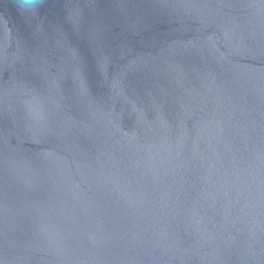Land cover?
Listing matches in <instances>:
<instances>
[{
	"label": "water",
	"instance_id": "95a60500",
	"mask_svg": "<svg viewBox=\"0 0 264 264\" xmlns=\"http://www.w3.org/2000/svg\"><path fill=\"white\" fill-rule=\"evenodd\" d=\"M0 264H264V0H0Z\"/></svg>",
	"mask_w": 264,
	"mask_h": 264
},
{
	"label": "clouds",
	"instance_id": "9594fccd",
	"mask_svg": "<svg viewBox=\"0 0 264 264\" xmlns=\"http://www.w3.org/2000/svg\"><path fill=\"white\" fill-rule=\"evenodd\" d=\"M21 3L29 8H34L42 3V0H21Z\"/></svg>",
	"mask_w": 264,
	"mask_h": 264
}]
</instances>
